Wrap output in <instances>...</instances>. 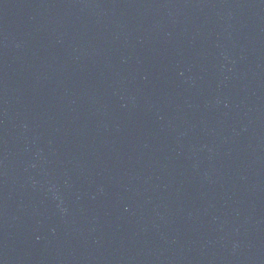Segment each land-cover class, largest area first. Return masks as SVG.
Masks as SVG:
<instances>
[{
	"label": "water",
	"instance_id": "obj_1",
	"mask_svg": "<svg viewBox=\"0 0 264 264\" xmlns=\"http://www.w3.org/2000/svg\"><path fill=\"white\" fill-rule=\"evenodd\" d=\"M0 264H264V0H0Z\"/></svg>",
	"mask_w": 264,
	"mask_h": 264
}]
</instances>
